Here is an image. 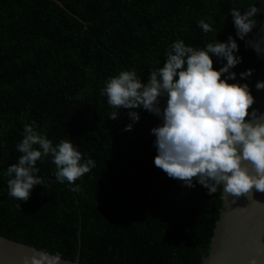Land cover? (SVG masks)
Here are the masks:
<instances>
[{"label":"trees","instance_id":"trees-1","mask_svg":"<svg viewBox=\"0 0 264 264\" xmlns=\"http://www.w3.org/2000/svg\"><path fill=\"white\" fill-rule=\"evenodd\" d=\"M0 0V236L80 264H202L219 219L222 186L212 195L187 188L155 167L151 129L158 117L140 109L132 131L129 111H114L102 95L106 81L135 71L147 81L177 40L203 48L238 44L237 65L255 75L263 56L264 0ZM262 8L257 27L236 36L232 8ZM205 20L213 28L198 27ZM218 71L226 61L212 57ZM229 83L249 85L240 78ZM166 103L161 99V106ZM55 146L69 140L96 167L75 184L56 181L51 156L37 162L43 186L21 202L9 195L5 174L21 155L26 124ZM78 185L79 191L72 189ZM20 205V207H19ZM80 240V245H79Z\"/></svg>","mask_w":264,"mask_h":264},{"label":"clouds","instance_id":"clouds-1","mask_svg":"<svg viewBox=\"0 0 264 264\" xmlns=\"http://www.w3.org/2000/svg\"><path fill=\"white\" fill-rule=\"evenodd\" d=\"M261 11L256 6L243 13L237 8L230 10L239 39L244 40L257 27L256 17ZM198 27L205 34L213 31L203 19ZM260 32L264 33V25ZM246 44L258 56H264L259 39ZM238 51L231 36L227 42L215 41L203 48L177 40L166 51L163 66L151 71L146 82L134 70L121 71L106 81L101 93L114 109L111 120L118 118L121 109H134L128 112L133 123L125 131H132L133 124L140 120L137 110L158 117L161 124L151 129L157 152L155 167L187 188L200 184L209 195L220 186L236 197L251 193L253 188L264 193V117L249 112L254 97L247 83L228 82L236 80L237 74L231 69L242 62L235 55ZM213 56L226 61L218 71ZM252 71L240 73V78L246 80ZM255 87L264 90V82L258 81ZM162 98L166 100L163 106ZM34 125L24 126L23 139L17 144L21 155L5 173L9 195L21 202L30 199L35 186H43L38 161L51 156L55 179L61 184H75L96 167L95 160H83L71 141L61 140L54 146ZM245 162L254 168V175ZM72 190L80 189L76 185Z\"/></svg>","mask_w":264,"mask_h":264},{"label":"water","instance_id":"water-1","mask_svg":"<svg viewBox=\"0 0 264 264\" xmlns=\"http://www.w3.org/2000/svg\"><path fill=\"white\" fill-rule=\"evenodd\" d=\"M65 12L73 15L58 0H51ZM80 23H85L73 15ZM239 72L243 71L235 67ZM257 83L264 82V56L259 70L249 76ZM255 83V85H256ZM254 104L249 112L257 118L264 117V90L253 91ZM251 118V117H249ZM250 174H255L249 162ZM80 245V240H79ZM80 264L79 256L69 261L35 247L0 236V264ZM202 264H264V193L254 188L251 193L239 197L224 191L219 219L211 239L207 256Z\"/></svg>","mask_w":264,"mask_h":264}]
</instances>
